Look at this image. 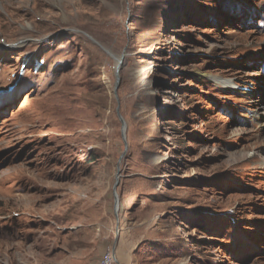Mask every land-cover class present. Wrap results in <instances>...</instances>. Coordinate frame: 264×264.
Returning <instances> with one entry per match:
<instances>
[{
  "label": "rangeland",
  "instance_id": "1",
  "mask_svg": "<svg viewBox=\"0 0 264 264\" xmlns=\"http://www.w3.org/2000/svg\"><path fill=\"white\" fill-rule=\"evenodd\" d=\"M109 251L264 264V0H0V264Z\"/></svg>",
  "mask_w": 264,
  "mask_h": 264
},
{
  "label": "water",
  "instance_id": "2",
  "mask_svg": "<svg viewBox=\"0 0 264 264\" xmlns=\"http://www.w3.org/2000/svg\"><path fill=\"white\" fill-rule=\"evenodd\" d=\"M121 63H122V59L119 60V65ZM118 114H119V118H120V120L122 122V134H123V138H124V141L126 142V129H127V124H126V121H125L123 115L121 114V112L119 110H118ZM118 173H120V168L118 170ZM119 177H120V175H118L117 181H116V183L114 185L115 211H116V214L118 213V210H119V197H118V194H117V187L119 185Z\"/></svg>",
  "mask_w": 264,
  "mask_h": 264
},
{
  "label": "bare ground",
  "instance_id": "3",
  "mask_svg": "<svg viewBox=\"0 0 264 264\" xmlns=\"http://www.w3.org/2000/svg\"><path fill=\"white\" fill-rule=\"evenodd\" d=\"M111 254H112V253H110V251H109V253L106 255V258L104 259V264H111V263H112L111 258H112L113 256H112Z\"/></svg>",
  "mask_w": 264,
  "mask_h": 264
},
{
  "label": "crops",
  "instance_id": "4",
  "mask_svg": "<svg viewBox=\"0 0 264 264\" xmlns=\"http://www.w3.org/2000/svg\"><path fill=\"white\" fill-rule=\"evenodd\" d=\"M123 263L124 264H129V263H131V257L130 258H127V256L125 257L124 255H123Z\"/></svg>",
  "mask_w": 264,
  "mask_h": 264
}]
</instances>
